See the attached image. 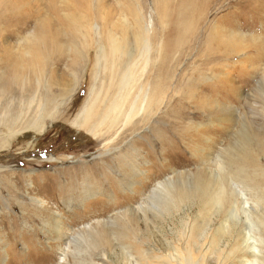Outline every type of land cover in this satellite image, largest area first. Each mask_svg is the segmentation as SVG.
I'll list each match as a JSON object with an SVG mask.
<instances>
[{"label":"rangeland","instance_id":"obj_1","mask_svg":"<svg viewBox=\"0 0 264 264\" xmlns=\"http://www.w3.org/2000/svg\"><path fill=\"white\" fill-rule=\"evenodd\" d=\"M100 1L104 2L105 12L112 14L110 18L112 25L108 26L107 30L110 31L112 37L117 40L122 39V17L115 13L120 5H123V0ZM174 1L176 0L135 1L137 6L134 10L135 13L138 11V28L144 27L145 35L156 33L157 27H159V21L156 18L157 11L158 13L160 11L158 8L170 9L173 7ZM35 2L45 5L47 1L35 0ZM82 2L84 3V0ZM223 2L222 7L224 10L227 9V12L225 14L223 10L220 14L221 17L218 20L215 19L214 22L210 20L212 11L208 13L207 9H204L201 13L199 12V18L196 21L198 25L194 26L198 29L197 33L205 36L206 28L215 25L216 32L221 27L228 28L230 32L237 34L244 43L252 38L254 44L259 45L257 38L264 37V25H262L264 20L255 22L253 18H250L251 16L245 19L247 15H244V19L237 22L235 19L237 14L241 11H249L251 8H243L244 6L239 8L238 5H235L237 0ZM256 2L257 0H251L249 5L254 6ZM61 3H66L68 7L75 5L72 0H58L57 6L60 7ZM128 4L127 10L131 6L130 0H128ZM257 8L259 6L256 4L253 12ZM92 10L102 12L101 7L99 9L93 7ZM84 11L85 6L78 12L58 10V14L62 17L67 19L72 15V18L76 20L79 27L77 43L70 44L64 57L59 52H51L52 63L49 66H45L43 54L36 56L35 72L34 69L29 71L21 85L22 90L30 94L29 101L23 106L27 110V114L23 110L21 112L22 120L27 121L29 118H33V122L30 128L15 136L17 141L8 137L0 144V166H4L0 170V249L4 248V251L0 252V264H130L129 260L131 262L140 260V257H143L145 253H148L146 259L150 264H159V261L153 259L154 257L170 252L173 247L185 248L186 233L184 230L187 226H193L194 223L200 221H205L204 226L208 225L206 221L209 220V216L213 215L214 210L202 200H193L191 203L186 202L178 211L167 210L162 217L147 216L148 218L144 221L146 224L137 218L138 214L136 213L126 214L130 218L120 217V215L131 208L138 207L158 183L172 180L187 184L190 177L194 180L201 179V181L202 179L206 180L204 178L214 180L215 160L220 152L230 149L233 140H242L244 136L250 140L248 145L254 160L252 165L248 163L244 165L248 174L244 180L264 183V139L261 138L264 136V100L261 98L260 90H257V82L262 81L264 77V60L257 66L244 63L242 66H229L225 79L231 86L223 87L222 90L216 91L213 88L224 78L213 75L210 76L211 78L207 76L199 87H194L196 93L203 91V94L193 96V100L186 101L189 104L181 102L180 106L176 105L175 109L184 114V122L178 127L179 130L185 129V133L172 136L175 143L172 150L168 149L169 147H159L155 141L153 150H151L150 146L148 147L142 142L151 139L147 138L150 135L149 131H146L149 126L129 135L125 141L116 146L98 141L90 133L75 132L69 123L79 117L78 113L83 107V100L98 81L100 75L98 69L101 63L98 44L94 39L96 34L92 19ZM45 18L44 16L43 23ZM103 18L104 14L102 21ZM67 22L70 24V20L67 19ZM171 25V12L165 11L161 20L162 34H167ZM32 32L33 26L28 33ZM189 35L183 40L178 72H187L189 61L194 58L193 55L197 51L189 49L188 45L193 37V35ZM225 35L230 36L229 34ZM33 38L31 35L20 39L5 37L2 39V44L10 45L16 51L19 49L18 52L22 54L21 51L28 52L24 48V43L31 47L34 44ZM67 39L68 37L63 35L55 41L64 47L69 43ZM40 49L36 45V50ZM111 49L106 48L107 53L111 54ZM122 49L125 53H130V50L126 48ZM47 55L48 53L45 54V58ZM24 56H28V54H24ZM59 57H63L61 63L58 62ZM253 57L250 56V58ZM26 60H29V56ZM142 60L143 56L139 61ZM234 61L239 60L235 58ZM227 63L214 64L212 69L216 70L222 66L219 70L224 73V66L226 67ZM186 74L185 79L191 77V73ZM221 76H223L222 73ZM205 84L213 86L206 87ZM161 97L164 99H160L161 102L157 100L158 104L152 109L153 113L158 111L160 112L158 114H165L172 105L168 93H164ZM197 102L200 103L196 105ZM31 112H34L35 115L32 116ZM57 118H63V121H57ZM23 121L20 122V125ZM40 123L43 124L41 127H45V132L36 135V138L31 140L30 136L35 133L32 128L33 124ZM250 124L257 136L251 133ZM152 125L153 122L150 126ZM131 145L133 146L130 147ZM135 148L141 149L144 152L143 155H138ZM90 168H92L91 174L97 179V184L96 186L90 185L92 196L85 204L80 208H75L74 211L81 219H76L78 222L72 224L74 218H69L67 214L69 209L65 208L66 203L63 201L73 199L75 190L62 194V198L66 195L69 198H63L59 202L56 200L61 195L58 186L68 182V177L70 178L71 174L70 172L68 176L62 171L74 170L75 173L71 177L80 179L82 172H86V170L90 172ZM138 170L143 174L138 175L136 172ZM57 172L60 173V176ZM200 173L205 176L202 177ZM100 181L103 183L101 186L98 184ZM131 184H133L132 191L130 190ZM109 187L114 190H110ZM98 188L101 189L102 194L99 193ZM107 192L114 194L115 199L109 202L113 204V207L107 203L105 195ZM34 199L46 201L48 210L42 211L43 206L39 208L34 205L32 203ZM252 206V203L248 204V207L252 208ZM55 213H60L61 222L66 225L63 226L60 233L55 227V219H58ZM205 213H208L209 216ZM115 217V224L112 226L96 224L97 221H111ZM90 221L98 235L92 233L88 235L81 230V227ZM216 222L218 223V221ZM216 222L212 223L208 230L209 239L206 240L208 251L204 263L236 264L235 256L239 253H237L238 249L232 248L231 243L226 245L225 242L220 241L221 246L217 248L218 251L210 243L216 237L215 229L218 227ZM200 229L193 228L192 235L199 234ZM71 232L73 234L81 232L79 235H83L80 239L82 245L69 243L71 236L68 234ZM63 233L67 237H61ZM20 235L24 238H20V242L16 244ZM79 235L75 237L77 238ZM6 241L10 243L8 247L3 245L6 244ZM26 245L32 248L26 251ZM149 248L153 252L149 253ZM60 249L66 252L65 261L60 258ZM7 250L10 253L6 254ZM126 253H129L130 256L127 257ZM181 253L183 254L184 251ZM125 256L129 259L128 261ZM197 256L198 253L194 252L193 259L199 262ZM149 263L142 262V264Z\"/></svg>","mask_w":264,"mask_h":264},{"label":"bare ground","instance_id":"obj_2","mask_svg":"<svg viewBox=\"0 0 264 264\" xmlns=\"http://www.w3.org/2000/svg\"><path fill=\"white\" fill-rule=\"evenodd\" d=\"M46 1L45 5H40L35 0H0V144L8 137L17 141L18 139L15 136L30 128L33 122V118H29L27 121L22 120L21 112L23 110L27 114V110L23 106L29 101L30 94L23 91L21 85L29 71L34 69L35 72L36 56L43 54L45 66H49L52 63L51 52H59L64 57L70 44L77 43L79 27L76 20L72 18V15L68 16L69 24L65 17L58 14L59 9L66 10V12L68 10L78 12L83 10L85 6L84 12L92 19L96 34L94 39L98 44L99 57H101L98 81L83 100V107L78 113L79 117L69 125L77 133H90L96 137V140L111 143L112 146L122 143L129 135L149 126L146 131H149L150 137L147 136V138L151 139L142 142L148 147L150 146L151 150H153L154 141L159 144V147H169L168 149L172 150L175 147L173 137L178 133H185V129L179 130L178 127L179 124L184 122V114L175 109L176 105L180 106L179 103H187L186 101L193 100V96L203 94V91L196 93L194 87H199L207 76L213 75L214 77L224 78L220 83H216L213 88L216 91L222 90L223 87L231 86L228 80L225 79L229 66H242L243 63L257 66L259 62L264 60V37L257 38L259 45L262 44L258 48L259 45L254 44L252 38L244 43L237 34L221 26L218 32H216L215 25L211 28L207 27L205 36L197 33L198 29L195 27L198 25L196 21H198L199 12L201 13L204 9H207L208 13L212 11L210 20L214 22L215 19L218 20L221 17L220 14L224 10L222 5L225 0H176L170 9L159 7L158 10L160 11L159 13L157 11L156 16L159 21L157 32L146 35L144 27L138 28V11L135 13L134 10L137 6L135 2L137 0H130L129 10H127V6L130 3L128 4V0H123V5H120L115 13L122 17L123 38L120 40L112 37L110 31L107 30V27L112 25L110 22L112 14L105 12L103 1L84 0L83 3L82 0H72L75 5L69 7L66 3H61L60 7L57 6L58 0ZM250 1L237 0V3L234 2L239 8L243 6V8H251V11H241L237 14V17H235L237 22L242 21L244 15H247L245 19L251 16L250 18H253L255 22H257L256 20H264V0H257L256 4L259 8L255 12L253 11L256 4L255 7L249 5ZM93 7L97 9L101 7L102 12L93 11ZM215 10L216 12H213ZM165 11L171 12L172 25L167 34H162L161 20ZM226 12L227 9L223 11L225 14ZM44 16L46 18L43 23ZM156 23L158 24V22ZM32 26L33 32L28 33ZM189 34L193 37L188 47L191 51L193 49L197 51L193 55L194 58L189 61L187 72H178L183 40ZM225 34L230 36L227 37ZM29 35L34 37V44L30 47L29 44L24 43V48L28 52L21 51L23 55L18 52L19 49L16 51L12 46L2 44V39L5 37L20 39ZM63 35L67 36L69 41L68 45L65 44L64 47L55 41ZM36 45L41 48L39 51L36 50ZM123 47L130 50V53H125ZM106 48H112L111 54L107 53ZM46 53L48 55L45 58ZM24 54H28L29 60H26L28 56H24ZM142 56L143 60L140 62ZM250 56L254 57L250 58ZM63 57H59L58 62L61 63ZM235 58H238L239 61H234ZM241 58L243 59L240 60ZM220 62H228L225 64L226 67L223 64L224 73L219 70L222 66L216 70L212 69L214 64ZM190 64H192V67H190ZM186 73H191V77L185 79ZM221 73L223 76H221ZM257 84V90H260L262 93L261 98L264 100V77ZM205 86L212 87L213 85L205 84ZM164 93L169 94L172 105L166 110L165 114H158L160 113L158 111L153 113L152 109L158 104L157 100L161 102L160 99H164L161 97ZM199 103L197 102L196 105ZM30 114L35 115L34 112ZM56 120L63 121V118H57ZM21 121H23L22 125H20ZM152 122L153 125L150 126ZM42 125L41 123L38 125L33 124L32 128L35 133L30 136L31 140L36 138V135L45 132L46 129L41 127ZM250 126L252 128L251 133L254 134L253 127L251 124ZM168 134L169 136H167ZM141 138L143 139V137ZM261 138L264 139V136ZM249 143L250 140L244 136L242 140H233L230 149L220 152L215 160L214 180L204 178L206 180L195 179L198 180L195 181L190 177L187 184L173 182L172 180L158 183L138 207L131 208L120 215V217L126 218L128 217L126 214L136 213L138 214L136 215L137 218L144 222L150 215L162 217L167 210L178 211L186 202L191 203L193 200H202L214 210L211 217L208 213H205L209 216V220L206 221L208 225L204 226L205 221H200L194 223L193 226H187L184 230L186 233L185 248L173 247L170 252L164 255L158 254L154 257L155 261H159V264H205L204 259L208 251V243L206 242L209 239L208 230L212 223L218 221V223L216 222L218 227L215 229L216 237L210 241L216 251L221 246L220 241L225 242L226 245L231 243L232 248L238 249L237 253H239L235 256L237 259L236 264H264V183L244 180L248 176L244 165L254 163L250 154ZM135 149L138 151V155H143L144 152L141 149ZM2 168L4 166H0V170ZM91 171L92 168H90V172L87 170L82 172L80 179L71 177L75 173L74 170L62 171L63 174L68 176L71 172L70 178L76 179L71 180L68 177V182L59 185L58 191L61 195L56 199L58 202L63 198L67 199L69 197L63 195L62 198V194L75 190L73 199L63 201L66 203L65 208L69 209V211L65 210L69 218H74L72 224L80 218L74 211L75 208H80L85 204L92 196L90 185L96 186L97 184V179L91 174ZM136 172H138V175L143 174L139 170ZM57 173L60 176V173ZM200 175L205 176L202 173ZM54 179L56 180V178ZM55 180L54 183L56 184ZM98 184L101 186L103 183L100 181ZM132 187L133 184H131V191L133 190ZM109 189L114 190L112 187H109ZM97 190L102 194L101 189L98 188ZM105 195L107 196V203L115 199L112 192H107ZM32 203L39 208L43 206L42 211L48 210L46 201L34 199ZM250 203L253 205L252 208L248 207ZM109 205L113 207L112 203H109ZM55 215L58 218L55 219V227L60 233L63 226L66 225L61 222L60 213H55ZM115 219L116 217L112 218L111 221H97L96 224L109 227L115 224ZM144 224L146 223L144 222ZM202 226L204 227L200 229ZM68 227L70 228L69 225ZM195 227H198L200 231L199 234L193 236L192 230ZM81 230L88 235L91 233L98 235L91 221L82 226ZM109 232L112 233L110 230ZM80 233L73 234L71 232V234H68L71 236L69 243L81 244L80 241L82 240L80 239L83 235H79ZM76 235L79 236L76 238ZM61 237H67V235L63 233ZM20 238L24 237L20 235L19 241L16 240V244L20 242ZM9 244L6 241V244L3 245L8 247ZM30 248L32 247L28 245L25 247L26 251H29ZM150 249L148 252H153ZM3 251L4 248H1L0 252ZM182 251H184L183 254ZM193 251L198 253L199 262L194 261ZM8 252L10 253L7 250L6 254ZM60 252L61 260L65 261V250L60 249ZM77 252L79 253V251ZM21 254L24 255V253ZM128 255L130 256L129 253H126L127 257ZM147 256L148 253H145L143 257H140V260H133L132 262L128 258L126 259L129 260L130 264L149 263L146 259Z\"/></svg>","mask_w":264,"mask_h":264}]
</instances>
